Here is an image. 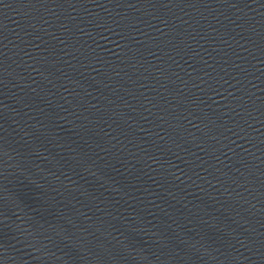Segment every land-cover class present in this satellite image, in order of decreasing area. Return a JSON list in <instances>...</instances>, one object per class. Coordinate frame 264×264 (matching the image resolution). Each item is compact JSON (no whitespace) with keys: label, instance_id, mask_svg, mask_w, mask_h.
<instances>
[{"label":"water","instance_id":"95a60500","mask_svg":"<svg viewBox=\"0 0 264 264\" xmlns=\"http://www.w3.org/2000/svg\"><path fill=\"white\" fill-rule=\"evenodd\" d=\"M0 264H264V0H0Z\"/></svg>","mask_w":264,"mask_h":264}]
</instances>
